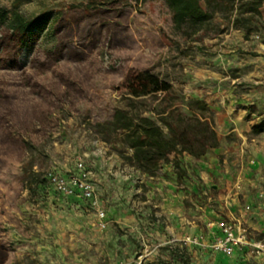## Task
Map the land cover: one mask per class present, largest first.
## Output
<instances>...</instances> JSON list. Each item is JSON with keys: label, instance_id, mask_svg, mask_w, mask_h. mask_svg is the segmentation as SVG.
Segmentation results:
<instances>
[{"label": "rangeland", "instance_id": "obj_1", "mask_svg": "<svg viewBox=\"0 0 264 264\" xmlns=\"http://www.w3.org/2000/svg\"><path fill=\"white\" fill-rule=\"evenodd\" d=\"M19 10L49 19L31 35L0 29V264H264L249 246H204L216 238L210 221L264 244V56L252 38L264 36V4L256 32L214 18L190 36L163 0H21ZM147 73L171 89L146 93ZM117 110L166 132L163 120L186 128L194 117L218 145L149 176L98 128ZM80 162L93 200L29 189L25 167L41 182L69 179Z\"/></svg>", "mask_w": 264, "mask_h": 264}, {"label": "trees", "instance_id": "obj_2", "mask_svg": "<svg viewBox=\"0 0 264 264\" xmlns=\"http://www.w3.org/2000/svg\"><path fill=\"white\" fill-rule=\"evenodd\" d=\"M168 7L175 29L186 36L204 30L214 18L224 20L233 17V27L247 34L256 32L261 17L264 0H163ZM21 0H17L11 7L0 5V29L6 28L14 36L39 32L48 23L47 16L36 19L27 18L19 10ZM144 89L146 93L168 92L170 84L160 82L156 77L144 75ZM180 116V115H179ZM189 125L182 128L177 122L163 120L167 132L153 119L148 117L135 118L128 112L117 110L111 121L98 124L109 135L120 137V143L131 150L126 156L130 165L142 170L149 176H156L166 164L179 167V156L182 153L199 158L210 149L216 148L218 140L215 132L207 122L194 117H188ZM174 156L172 159L171 157ZM24 173L34 180L28 181L32 192L49 183L47 177L39 180L40 174L31 172L27 167Z\"/></svg>", "mask_w": 264, "mask_h": 264}, {"label": "built area", "instance_id": "obj_3", "mask_svg": "<svg viewBox=\"0 0 264 264\" xmlns=\"http://www.w3.org/2000/svg\"><path fill=\"white\" fill-rule=\"evenodd\" d=\"M254 39L261 40V35L256 33ZM77 174L72 175L69 179H66L61 174L49 173L47 179L49 183L57 189L60 193L66 195H78L86 200L94 199V188L91 182L88 180L89 172L87 171L83 162L76 165ZM103 218L104 212L100 213ZM220 231V235L217 236L211 244H204L205 247H209L213 251L221 252L225 255H232L238 248L243 246H249L253 248L257 253H264L263 242H255L247 239L245 230L235 231L232 225L226 222H219L217 224ZM195 243L201 244L198 240Z\"/></svg>", "mask_w": 264, "mask_h": 264}, {"label": "crops", "instance_id": "obj_4", "mask_svg": "<svg viewBox=\"0 0 264 264\" xmlns=\"http://www.w3.org/2000/svg\"><path fill=\"white\" fill-rule=\"evenodd\" d=\"M252 38L254 39V37H252ZM255 41H256L255 44L257 45L256 46L257 51L264 56V36L262 37V39L260 41H258V40H255ZM257 42H259V43H257ZM207 225H208L210 231L212 232V236L217 237L220 235V231L213 221L208 222Z\"/></svg>", "mask_w": 264, "mask_h": 264}]
</instances>
